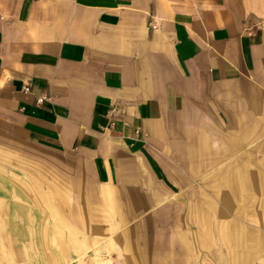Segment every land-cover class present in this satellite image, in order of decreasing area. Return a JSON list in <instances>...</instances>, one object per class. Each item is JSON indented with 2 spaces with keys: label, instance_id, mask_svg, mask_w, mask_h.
<instances>
[{
  "label": "crops",
  "instance_id": "1",
  "mask_svg": "<svg viewBox=\"0 0 264 264\" xmlns=\"http://www.w3.org/2000/svg\"><path fill=\"white\" fill-rule=\"evenodd\" d=\"M243 131L264 147V0H0V264L16 242L56 264L82 227L169 218L188 179L260 191L249 158L220 168ZM219 231L235 264L264 252Z\"/></svg>",
  "mask_w": 264,
  "mask_h": 264
},
{
  "label": "rangeland",
  "instance_id": "2",
  "mask_svg": "<svg viewBox=\"0 0 264 264\" xmlns=\"http://www.w3.org/2000/svg\"><path fill=\"white\" fill-rule=\"evenodd\" d=\"M239 136L237 161H222V175L245 158L250 159L252 170L264 173V147L256 144L262 138L253 141L247 131ZM188 182L180 187L182 207L174 210V220L160 217L145 225H118L110 227V231L88 235L89 240L82 227V231L72 232L74 243H66V252L56 264H235L242 248L224 243L219 229L228 223L235 228L242 225L252 235L264 236V188L258 192L250 188L238 191L229 202L221 195L228 191V186L219 177L193 178ZM32 196L38 197L36 193ZM45 202L42 212L52 222L47 226L54 228L53 221H63L65 213L55 210L52 202ZM22 244L14 243L11 258L5 264H26ZM260 251L256 247L250 264H264V252ZM133 253L140 256L129 259Z\"/></svg>",
  "mask_w": 264,
  "mask_h": 264
}]
</instances>
